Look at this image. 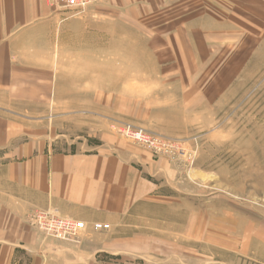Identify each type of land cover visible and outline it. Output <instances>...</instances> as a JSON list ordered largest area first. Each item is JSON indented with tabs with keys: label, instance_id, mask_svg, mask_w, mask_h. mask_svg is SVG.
<instances>
[{
	"label": "rangeland",
	"instance_id": "374dc122",
	"mask_svg": "<svg viewBox=\"0 0 264 264\" xmlns=\"http://www.w3.org/2000/svg\"><path fill=\"white\" fill-rule=\"evenodd\" d=\"M46 1L65 19L80 20L98 0L76 15ZM141 6L140 31L126 22L107 27L109 41H125L108 43L107 75H76L83 62L61 72L65 88L83 90L91 81L97 92L55 93L60 103L91 97L98 104L106 96L108 129L164 163L163 174L144 176L156 185V202L125 221L121 235L129 251L101 253L85 264H264V0L187 4L177 17L184 19L180 35L188 43L172 47L180 60H151L143 39L136 44L162 23L146 21ZM100 110H47L60 117L59 151L87 139ZM123 126L143 131L148 142L124 138ZM84 231L69 243L78 245Z\"/></svg>",
	"mask_w": 264,
	"mask_h": 264
},
{
	"label": "crops",
	"instance_id": "0c3cea01",
	"mask_svg": "<svg viewBox=\"0 0 264 264\" xmlns=\"http://www.w3.org/2000/svg\"><path fill=\"white\" fill-rule=\"evenodd\" d=\"M199 1L98 0L80 20H69L46 0H0V264H85L101 253L129 251L121 235L125 221L156 202V185L144 176L156 177L164 163L108 129L106 96L98 104L91 97L60 103L55 93L97 89L88 81L86 89L69 90L59 77L76 70L77 62L83 72L76 75H107L108 43L125 42L119 36L109 41L107 27L126 22L139 30L141 5L146 21L162 23L153 27L157 32H142L136 44L143 39L151 60H180L172 47L188 42L180 35L184 19L177 16ZM92 105L101 109L98 127L87 139L67 143L73 151H59L60 117L47 110ZM50 208L87 225L78 245L50 241L28 222L29 214ZM94 223L109 229L95 231Z\"/></svg>",
	"mask_w": 264,
	"mask_h": 264
},
{
	"label": "built area",
	"instance_id": "2783aa9c",
	"mask_svg": "<svg viewBox=\"0 0 264 264\" xmlns=\"http://www.w3.org/2000/svg\"><path fill=\"white\" fill-rule=\"evenodd\" d=\"M93 0H49L56 8H63L65 11H72L75 15L82 13ZM120 134L133 142L144 144L149 138L141 130H135L130 126H123L119 129ZM31 225L42 233L45 238L61 242H75L79 234L87 228L82 221H75L62 218L55 210L37 211L29 216ZM92 228L95 231L109 229L106 224L94 223Z\"/></svg>",
	"mask_w": 264,
	"mask_h": 264
}]
</instances>
